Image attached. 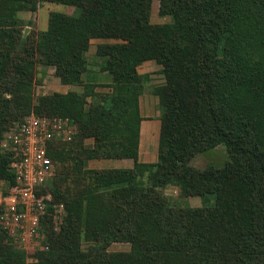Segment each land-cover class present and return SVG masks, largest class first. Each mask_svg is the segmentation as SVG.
Masks as SVG:
<instances>
[{
  "label": "trees",
  "instance_id": "trees-1",
  "mask_svg": "<svg viewBox=\"0 0 264 264\" xmlns=\"http://www.w3.org/2000/svg\"><path fill=\"white\" fill-rule=\"evenodd\" d=\"M155 1L169 23L152 24ZM42 3L79 15L52 13L28 46L19 13ZM94 40L106 43L89 60ZM147 62L161 66L165 79L152 91L161 113L155 163L140 161V98L151 76L138 68ZM38 65L82 92L55 93L35 106ZM33 114L67 118L78 129L74 143L49 144L73 186L41 190L54 193L66 218L59 231L46 227L47 241L32 253L0 228V264H264V0H0V182L8 187L16 175L4 136ZM220 146L230 157L224 168L191 165ZM95 160L134 165L87 169ZM171 186L204 206L171 202L161 192ZM102 240L132 250L110 253Z\"/></svg>",
  "mask_w": 264,
  "mask_h": 264
},
{
  "label": "rangeland",
  "instance_id": "rangeland-1",
  "mask_svg": "<svg viewBox=\"0 0 264 264\" xmlns=\"http://www.w3.org/2000/svg\"><path fill=\"white\" fill-rule=\"evenodd\" d=\"M159 8H160L159 2L155 1L153 3L152 12H151L152 24L163 25L169 23L170 21L169 18H162L159 15ZM52 13H64L70 16L79 15L76 8L63 6L55 3H42L39 5L37 12L19 13V17L24 22L22 26V31H23L22 34H23L24 43L26 45L28 46H34V44L36 45L40 34L42 32L47 31L49 25V18ZM102 43H106V41H102V40L92 41V45L88 53L89 60H91L92 57L95 55L97 50V45ZM18 53H21V50ZM150 67L151 68L147 70H143V72L145 73L142 74V75L148 74L151 76V81L146 86L145 93L143 94V95H147L148 97L154 96L152 93L154 87L162 85L165 80L161 73L162 71L161 66L157 65L155 62H152ZM90 69H91L90 75H93L94 73L96 74V72L99 70L97 67L93 66L92 64L90 66ZM70 87L71 88L69 91L82 92L83 90L81 87L78 86H70ZM64 89L65 86L61 85L59 79L56 77V69L54 67L45 66V65H38L36 67L35 76H34V88H33V101L35 106L39 104L40 98L47 97L55 93L63 94ZM98 90L99 92L106 91V89L103 88H100ZM152 112L153 109H151L150 113ZM74 139L73 141H71V143H74L76 141V139L75 140ZM76 144H79V139H77ZM84 145L89 147L92 145V141H85ZM229 161H230V157L228 155L226 148L220 146L212 151L197 156L195 160L191 163V165L197 170H206L209 167L222 169ZM126 166L127 165L126 164L124 165L123 162L121 161L95 160V161H88L86 168L101 171V170H109V169H125ZM69 172L70 171L68 165L63 166L62 164L57 163L55 176L52 178V183L55 182L54 189L67 191L68 187L73 186V183H70V179H68L69 175L71 176ZM10 190L11 187H8L4 182H0V207L3 205V201L5 200V199L3 200V198H5V196H8L7 194L10 192ZM161 192L166 196V198L170 199V201L173 203L177 202V203H181L184 206H191L193 208H201L202 206H204V200H202L199 197H193L187 199L181 198L179 194V189L173 186L166 187L162 189ZM53 195L54 193L51 190L44 191L41 193V196L45 200L47 198H50V200L46 203V207H47L46 209L48 210L50 206L55 207L57 209L55 210L54 213H50V214L49 213L47 214L48 211L46 210V212L42 217L44 218L45 229L47 226H49L52 223L54 225L55 230L59 231L60 226L62 225L64 219L66 218V211L63 208L64 207L63 205L54 206L55 204L53 203L54 202ZM214 203H215V198L212 196L209 199V202H207L206 206H211ZM46 216L51 217V221L50 219H46ZM8 231L9 230H7V232ZM43 231L45 233L44 235L48 237L47 229ZM8 235L11 237V231L8 232ZM14 244L20 248H24L29 253L34 252L35 249L34 247L32 248L28 246L24 247V245H22L18 241H15ZM100 245L103 246L106 245L105 247L110 253H119V252L127 253L132 250V246L130 244L123 242H110L109 240L107 241L102 240ZM82 248L83 249L89 248L88 244L84 243ZM28 257H29L28 260L29 262L33 261L31 257L34 256L28 255Z\"/></svg>",
  "mask_w": 264,
  "mask_h": 264
},
{
  "label": "built area",
  "instance_id": "built-area-1",
  "mask_svg": "<svg viewBox=\"0 0 264 264\" xmlns=\"http://www.w3.org/2000/svg\"><path fill=\"white\" fill-rule=\"evenodd\" d=\"M77 133V127L67 118L33 114L5 134L2 150L12 155L11 169L16 183L3 198L0 228L11 231L14 243L36 248L47 241L42 216L50 198L45 200L41 190L52 183L56 172L49 144L71 142Z\"/></svg>",
  "mask_w": 264,
  "mask_h": 264
},
{
  "label": "crops",
  "instance_id": "crops-1",
  "mask_svg": "<svg viewBox=\"0 0 264 264\" xmlns=\"http://www.w3.org/2000/svg\"><path fill=\"white\" fill-rule=\"evenodd\" d=\"M151 64L152 62H147L140 66L138 68L139 74L142 75L143 73H145L143 72V70L151 68ZM70 88V86H65L63 94L71 92L69 91ZM151 109H153L152 113H150ZM140 111L141 116L143 118V121L141 123L140 137V161L142 163H155L158 159L159 139L161 130V113L159 109L158 99L155 96L148 97L147 95H143L140 98ZM121 162H123L124 165H127L125 169L133 168V161L123 160Z\"/></svg>",
  "mask_w": 264,
  "mask_h": 264
}]
</instances>
